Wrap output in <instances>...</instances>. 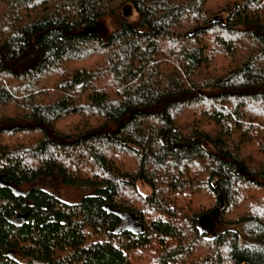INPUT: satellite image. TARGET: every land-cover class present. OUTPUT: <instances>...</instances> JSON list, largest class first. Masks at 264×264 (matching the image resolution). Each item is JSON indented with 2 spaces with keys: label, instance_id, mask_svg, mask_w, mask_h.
I'll return each mask as SVG.
<instances>
[{
  "label": "trees",
  "instance_id": "obj_1",
  "mask_svg": "<svg viewBox=\"0 0 264 264\" xmlns=\"http://www.w3.org/2000/svg\"><path fill=\"white\" fill-rule=\"evenodd\" d=\"M0 264H264V0H0Z\"/></svg>",
  "mask_w": 264,
  "mask_h": 264
},
{
  "label": "rangeland",
  "instance_id": "obj_2",
  "mask_svg": "<svg viewBox=\"0 0 264 264\" xmlns=\"http://www.w3.org/2000/svg\"><path fill=\"white\" fill-rule=\"evenodd\" d=\"M134 11L135 10H133L131 4L125 5L122 9V13H124L128 20H133L137 17V13ZM222 15L223 17L225 16V14ZM113 29L114 24L111 17L102 16L96 21V23L87 27L85 30L98 33L103 39H105ZM31 186L43 188L67 202L79 201L84 194L89 192L90 188L88 186L66 184L57 174L40 176L34 182L24 184L20 189L27 190ZM137 188L143 194L149 193L150 191V187L142 179L137 180ZM126 225L132 227L131 222ZM203 225L208 230V235L225 227V225L218 223L213 214L207 216L206 220L203 221ZM233 227L238 228L241 231L240 238L242 244L250 245L254 243V240L251 238L252 227L247 224H237ZM14 256L23 261L27 260L18 253H15Z\"/></svg>",
  "mask_w": 264,
  "mask_h": 264
},
{
  "label": "water",
  "instance_id": "obj_3",
  "mask_svg": "<svg viewBox=\"0 0 264 264\" xmlns=\"http://www.w3.org/2000/svg\"><path fill=\"white\" fill-rule=\"evenodd\" d=\"M212 214L216 217V219H217V221H218V223H219V222H220V218H219V216H220L219 207H216V208L213 210ZM26 215H27V213H23V214H20V215H16V216L12 219V221L17 223L18 220H19V218H21V217L25 218ZM206 218H207V216H206V217L199 216L198 219H197V226L199 227V230H200V231H205V230L208 231V230L205 228V226L203 225V221L206 220ZM207 234H208V233H207ZM214 235H215V234L211 235V237H213Z\"/></svg>",
  "mask_w": 264,
  "mask_h": 264
},
{
  "label": "flooded vegetation",
  "instance_id": "obj_4",
  "mask_svg": "<svg viewBox=\"0 0 264 264\" xmlns=\"http://www.w3.org/2000/svg\"><path fill=\"white\" fill-rule=\"evenodd\" d=\"M20 219V218H19ZM131 225H132V227H137V225L135 224V222H131Z\"/></svg>",
  "mask_w": 264,
  "mask_h": 264
}]
</instances>
